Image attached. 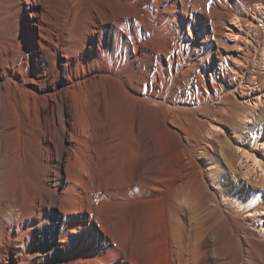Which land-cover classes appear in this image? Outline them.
Wrapping results in <instances>:
<instances>
[{
	"label": "bare ground",
	"instance_id": "bare-ground-1",
	"mask_svg": "<svg viewBox=\"0 0 264 264\" xmlns=\"http://www.w3.org/2000/svg\"><path fill=\"white\" fill-rule=\"evenodd\" d=\"M261 5L0 0V264H264Z\"/></svg>",
	"mask_w": 264,
	"mask_h": 264
},
{
	"label": "rangeland",
	"instance_id": "rangeland-1",
	"mask_svg": "<svg viewBox=\"0 0 264 264\" xmlns=\"http://www.w3.org/2000/svg\"><path fill=\"white\" fill-rule=\"evenodd\" d=\"M260 13H263L264 14V5H261V6H258L255 10H254V15H258V14H260ZM238 23V22H237ZM237 23H236V21H232L231 22V27H229L228 28V30H227V33H228V35L230 36L229 38H231V40H233V39H237V37L236 36H238L237 35V32H236V30H238V29H240V25H239V23H238V25H237ZM230 32V33H229ZM234 32H236V33H234ZM233 34V35H232ZM232 37H233V39H232ZM238 63H240V62H238ZM238 65H240V66H243L244 64H238ZM243 67H248V65H244ZM247 85H245V86H243V87H241L240 89H239V91L243 94V95H245V97L243 98V100H245V103L246 104H248L249 106H252V107H254V108H257V109H259V108H261V106H263V104H264V92H262V94H260V93H258V92H254V93H250V94H248L246 91H248V90H254V86L252 85V87H251V85H249V86H247ZM249 88V89H248ZM243 91V92H242ZM254 94H256V95H254ZM259 94V95H258ZM258 96V97H257ZM259 99V100H258ZM257 101V102H256ZM246 121L248 122V123H251L252 122V120L250 119L249 120V118H247L246 119ZM217 124H215L214 123V125H213V132H211L210 133V138L211 139H213V138H215V137H218V135H223V133L225 134V130H224V128H219V126L220 125H218V126H216ZM221 127V126H220ZM216 129V130H215ZM222 129H223V131L224 132H222ZM221 131V132H220ZM215 132H217V134L215 133ZM218 132H220V134L218 133ZM216 135V136H215ZM212 136V137H211ZM262 141H263V143H262ZM238 151H240V150H238ZM251 152V154L252 153H255L256 155H257V157L258 158H260V160L262 161V160H264V130H263V132H262V139L260 140V142L257 144V146L255 147V149L253 150V152L252 151H250ZM237 166H238V168L242 171V172H244L245 171V169H247L248 167L250 168V171L251 172H249L248 174H246V177H249V176H251L252 175V177L254 178L255 177V179H259L260 177H264V171H261V168L260 167H258L256 164H254V162L252 161V159H251V157L250 156H248V157H246V156H242V158L241 159H239L238 160V162H237ZM248 166V167H247ZM244 168V169H243ZM260 170V172H259V170ZM244 170V171H243ZM261 174V175H260Z\"/></svg>",
	"mask_w": 264,
	"mask_h": 264
}]
</instances>
